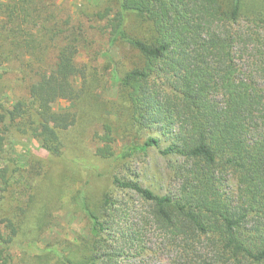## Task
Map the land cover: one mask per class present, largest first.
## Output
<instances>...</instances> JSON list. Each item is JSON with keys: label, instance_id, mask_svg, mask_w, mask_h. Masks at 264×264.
<instances>
[{"label": "trees", "instance_id": "trees-1", "mask_svg": "<svg viewBox=\"0 0 264 264\" xmlns=\"http://www.w3.org/2000/svg\"><path fill=\"white\" fill-rule=\"evenodd\" d=\"M244 4L119 0L115 12L100 14L109 45L120 42L141 55L142 64L117 81L129 103L130 122L153 134L116 153L113 127L104 123L95 154L124 160L165 142L162 152L180 159L172 167L174 190L157 193L138 179L118 175L111 186L143 200L142 228L157 233L156 247L173 264H264V16L242 18ZM1 13L6 19L0 32L6 31L10 44L3 53L22 60L21 73L32 81L26 98L12 107L0 102V152L18 134L61 155V135L88 108L91 81L77 62L84 29L69 18H55L38 0L0 2ZM48 50H55L49 64L44 63ZM76 78L82 79L80 86ZM60 99L73 107L56 110ZM230 178L234 188L228 187ZM9 179L0 167V190ZM78 201L89 220V240L73 264H119V239L145 247L139 225L132 223L124 232L117 222L139 209L121 207L126 202L111 189L99 210L82 193ZM16 234L11 220H0V264H11Z\"/></svg>", "mask_w": 264, "mask_h": 264}, {"label": "rangeland", "instance_id": "rangeland-1", "mask_svg": "<svg viewBox=\"0 0 264 264\" xmlns=\"http://www.w3.org/2000/svg\"><path fill=\"white\" fill-rule=\"evenodd\" d=\"M16 1L0 0L5 4ZM38 2L44 3L48 13L52 12L55 18L61 21L69 18L75 26L83 27L85 42L79 50L77 62L85 66L91 83L86 101L88 108L82 109L77 122L61 135L63 154L51 155L38 140L18 134L7 140L0 152V167L6 168L10 177L8 185L0 190V220H11L17 229L10 247L11 264L77 262L86 251L89 240V220L78 201L79 194L82 193L92 209L99 210L102 197L109 189L126 202L121 207L139 209L117 220L119 227L125 232L130 224L139 225L143 241L147 242L145 248L136 241L119 239L120 230L116 227L117 243L123 246L119 264H173L168 253L156 247L157 233L142 228L147 209L143 200L132 192L111 186L113 175H118L138 179L157 193L174 190L172 167L180 159L162 152L165 142L160 148L149 147L146 152H138L124 160L103 159L95 154L97 135L102 132L104 123L113 127L116 153L153 134L151 130L139 132L130 122L129 103L117 81V77L142 64L141 55L120 42L110 46L106 20L100 18V14L107 10L115 12L119 0ZM244 6L242 18L257 13L264 16V0H245ZM0 19L2 24L6 14L1 13ZM133 25L138 31L142 30L139 22L133 21ZM5 39L6 31L3 30L0 32V102L12 107L16 100L27 97L32 78L21 73L22 60L3 53V48L10 46ZM54 55L55 50H48L44 63L53 62ZM75 82L80 86L82 79L76 78ZM70 107L73 104L65 99L54 103L56 110ZM234 186L230 178L228 187Z\"/></svg>", "mask_w": 264, "mask_h": 264}]
</instances>
